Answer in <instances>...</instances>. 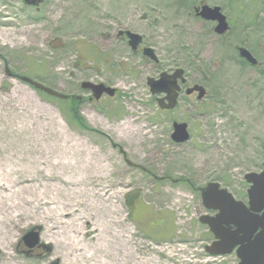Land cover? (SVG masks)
Masks as SVG:
<instances>
[{
  "label": "rangeland",
  "instance_id": "1",
  "mask_svg": "<svg viewBox=\"0 0 264 264\" xmlns=\"http://www.w3.org/2000/svg\"><path fill=\"white\" fill-rule=\"evenodd\" d=\"M205 1L228 10L233 24L229 48L215 39L207 47L213 37L180 0H44L38 8L24 0H0V147L9 149L0 152V183L13 186L0 190V264H99L78 257L66 245V227L50 209L68 205L78 209L74 229L96 227L101 234L110 225L123 230L135 259L143 264L239 262L235 252L212 256L206 251L210 233L199 220L206 208L192 185L217 180L241 193L245 175L264 165V13L250 11L253 0ZM124 27L145 34L160 50L165 41L167 49L159 52L166 64L175 61L178 44L191 45V32L193 50L188 47L186 56L198 53L209 67L214 60L226 62L213 86L219 92L208 106L209 116L179 111L170 120H157L147 84L153 68L145 69L142 57L116 40V29ZM242 41L261 66L240 57L235 45ZM95 63H103L102 68ZM7 69L85 98L92 93L79 88L84 80L104 82L118 92L99 102H75L70 120L68 102L10 76ZM172 118L189 124V141L176 144L170 139ZM12 124L39 136L12 138L6 133ZM132 128L140 134L135 141L128 133ZM29 143L35 150L28 159L44 162L45 170L34 175L35 185L21 190L1 169L13 168L10 159L20 162L11 155ZM58 145L66 148L56 149ZM66 151L75 155L70 159ZM26 168L32 170V165ZM61 178L75 186H63ZM92 187L102 196L89 195ZM132 193L136 197H128ZM44 196L54 204H41ZM135 200L137 209L131 202ZM34 226L42 227L40 241L52 246L50 252H31L21 241ZM119 249L114 244L103 264H115Z\"/></svg>",
  "mask_w": 264,
  "mask_h": 264
},
{
  "label": "flooded vegetation",
  "instance_id": "2",
  "mask_svg": "<svg viewBox=\"0 0 264 264\" xmlns=\"http://www.w3.org/2000/svg\"><path fill=\"white\" fill-rule=\"evenodd\" d=\"M180 1L183 2L184 4L189 5V10H188L189 16L192 17V19L194 17L195 20L200 22L199 24H201L202 26L205 25V32L210 34L211 37H213L207 43V45H206L207 47L213 46V44H212L213 39H215L218 46H220L222 48H229V46L233 43L231 40L232 37L230 36V32L233 28V24H232V20L229 16L228 10L225 7L218 5L221 7V11L227 17V21L229 23L228 31L225 34L221 35V34L216 33V31H215V27L218 24L217 21L206 20V19L198 16V13L201 10V7L207 3L205 0H180ZM253 1L255 2V4L253 7H250V11H257L258 15L260 16L261 13H264V11L262 12L260 10V8L262 6H264V0H263L262 4H261L262 1H260V0H253ZM207 4H209V3H207ZM209 5H211V4H209ZM211 6H216V5H211ZM240 9H242V7ZM147 17L148 16L146 14V18ZM192 25H193V21H192ZM251 27H255V25L251 24ZM191 30L193 31V28ZM127 31L138 33L143 37V40L139 44V46H137V49H133V46L130 43V37H129ZM109 37L112 38V36H110V35H109ZM115 38L120 43L128 46L132 55L142 57L143 67L145 69H147L146 66H152V68H153L152 72L153 73H151V76L147 77V84L149 86L152 101L156 104V107H157L155 110L157 120H158V118H160V121H163V120H165L166 117L170 120V117H173L174 114H176L179 111H185L188 114L193 115V117L194 116H209L210 113H212V110L208 106L209 105L211 106V104H212L211 101L214 100V96L219 92V90H218L219 88L217 87V89L214 90L213 86H215V85L217 86V82H219V79H218L219 74L218 73L220 71L222 72L226 62L222 61V60L221 61L220 60H214L212 62L213 65H211L209 67L208 64L204 63L203 60L200 59L201 55L198 53L193 54V52L189 51L188 56H186L185 55L186 51L190 49L188 47H191V50H193V32H191V45L186 46V44H178L176 49L179 51V53L174 55L175 61H168L167 60L168 62H170V64H166L165 63L166 60L164 58H161L162 55L160 54V52L162 50L167 49V48H164L165 44H166L165 41L160 42L163 44L162 50H160L159 48H157L156 45H153V44H150L147 42L145 34L137 32V31L132 30V29L127 28V27L116 29ZM241 47L247 48L253 54V56H255V54H254L255 51L246 44V41H242L240 44L235 45V48H236L237 52L239 53V55H240V48ZM259 47L263 50V47H261V46H259ZM146 48L153 49L157 59L153 58L152 56L145 54L144 50ZM182 54H183V59L181 58ZM242 59L244 60V62H246V64H249V62L245 58H242ZM101 64H103V63H101ZM101 64L95 63L94 66L96 69H100V68H102ZM249 65H251V63ZM252 66H254V65H252ZM257 66H261L260 61H258V65H256L255 67H257ZM178 70H182V73H181V77H179L177 79V86L178 87L175 88V91L177 92V99H176L174 107H168L171 104V98H170L169 93L167 91L161 92V93H153L151 85L149 84V79L152 78L156 81V80H159L161 78L162 74L165 73L169 76H172V75H175V73ZM96 83H99V82H96ZM79 88L82 90L91 92V90L84 88L82 83L79 84ZM117 92H118V89H117ZM117 92H116V94H117ZM67 94H68V97L64 100L70 101V103H72V104L75 103L76 101L81 103V102L87 101V99L91 100V101L94 100L92 98V95L89 98H85V97H83L81 95H77L75 93H67ZM105 96H107V95H105ZM96 102H99V101H96ZM171 122H172V133H171L170 139L173 142H175L176 144H183V143H178V142L174 141V139H173V133L175 131V123H182V122L176 120L175 118H172ZM183 122H185V121H183ZM188 126H189V124H188ZM188 130H190V127L188 128ZM190 133H191V130H190ZM194 134L195 133L193 132V137H194ZM191 138H192V133H191ZM263 169H264V165L260 171H250V172L261 173L263 171ZM166 179H167V177H166ZM170 180L174 181V182L178 181V179H172V178H170ZM215 181H217V180H215ZM206 185H204V186L192 185L193 190L196 193H198L201 197L202 208H207L204 205L203 200H202V188L205 187ZM250 186H251V184L247 183V181L245 179L244 190L240 193V192L230 190L228 187L224 186L221 183V187L222 188H224V187L228 188L237 202L239 201V202H242L246 205V206H244L242 204H237L235 206H232V208H247L249 210L248 215H250V217L254 218L255 224L252 227L253 232H252L251 237H250V240L254 241L257 239L260 240L261 235H264V206L259 204L255 208H251L249 193H248ZM137 199H139V198H137ZM131 202L133 204V208H136V209L139 208L137 205V203H138L137 200L131 201ZM217 203H218L217 201H214L212 204L217 205ZM218 213H219V210L206 209L205 214L215 217ZM261 224H263V225H261ZM207 228H208L209 233H210V238H209L210 242L209 243H213L216 240V237H215L214 233L211 232V230L208 226H207ZM237 228L238 227L234 224H232L231 227L226 226V229H230L231 232H234L235 230H237ZM240 236L244 237L245 234L243 232H241ZM247 243H248V241H245V244H247ZM39 249H45V248H44V246H38V247H35L34 249H32L31 252H34V251L39 250ZM235 253L237 255V252H235ZM237 257H238V255H237Z\"/></svg>",
  "mask_w": 264,
  "mask_h": 264
},
{
  "label": "water",
  "instance_id": "3",
  "mask_svg": "<svg viewBox=\"0 0 264 264\" xmlns=\"http://www.w3.org/2000/svg\"><path fill=\"white\" fill-rule=\"evenodd\" d=\"M43 1L44 0H24L27 5L31 6H39ZM198 16L206 20L217 21L218 24L215 27V31L218 34H225L229 29L227 17L222 13L220 6L205 4L201 7ZM127 33L130 37V43L133 49H137L143 37L131 31H127ZM144 53L157 59L151 48H146ZM240 56L253 65H257L258 63L257 58L245 47L240 48ZM7 71L9 75H12V72L8 69ZM181 73L182 70H178L175 75L172 76L164 73L161 78L156 81L152 78L149 79V84L151 85L153 93L165 91L169 93L171 104L168 107L175 106L177 99L175 88L178 87L177 79L181 77ZM20 78L48 94L61 98L67 97V95L57 92L29 77L20 76ZM82 85L86 89H91L97 100H99L104 93L113 96L116 92L115 88L107 86L104 83L84 81ZM190 137V131L188 130V124L186 122L175 123V131L173 133L174 141L184 143L188 141ZM245 178L251 183V187L248 191L251 208H255L259 204L264 206V169L261 173L249 172L246 174ZM202 200L207 209L219 210V213L215 217L203 215L200 218L201 222L208 225L216 237V241L206 246L207 252L213 256H219L231 254L236 249L239 258L237 264H264V235H261L260 240L251 241L250 237L253 232L252 227L255 224L254 218L248 215L249 210L247 208H232V206L237 204L246 205L242 202H237L227 189L220 188V183L218 182H210L207 186L202 188ZM214 201L218 202L217 205L212 204ZM232 224L238 227L234 232H231L230 229H226V226L231 227ZM41 231V226H34L24 234L22 240L30 249H33L37 245H44L45 247L47 246L50 252L52 246L40 241ZM241 232L245 234L244 237L240 236ZM245 241H248V243L245 244ZM56 264H58V262H56Z\"/></svg>",
  "mask_w": 264,
  "mask_h": 264
},
{
  "label": "bare ground",
  "instance_id": "4",
  "mask_svg": "<svg viewBox=\"0 0 264 264\" xmlns=\"http://www.w3.org/2000/svg\"><path fill=\"white\" fill-rule=\"evenodd\" d=\"M11 119L13 123H15V118L11 116ZM12 124V127L8 129L6 133L12 138L14 137H25V138H33L39 136L36 131H28L24 128L20 129L19 126ZM129 137L131 141H135L139 138V130H134L132 128V131L129 132ZM30 147L26 148H21L18 150V152L13 156L19 157L20 162L16 159H10L11 163L9 166H13L11 170H5L1 169V175H5L10 178V182L12 179L14 180V186L19 187L21 190L26 189L28 187H32L35 185L36 179H34V175L43 172L45 169L43 168L45 163L44 162H32L28 159L27 154H32L34 152V148L31 143H29ZM61 148H66V146L58 145L56 149L63 150ZM12 149V148H11ZM10 149V150H11ZM34 149V150H33ZM6 151L7 153L9 152V149L6 147H0V152ZM39 151V149H38ZM37 151V152H38ZM67 152V151H66ZM68 157L71 159L75 154L72 152H67ZM67 157V156H65ZM67 157V158H68ZM68 160V159H67ZM31 164L32 165V170H29L26 168V165ZM72 165V164H71ZM73 166V165H72ZM22 167V168H20ZM68 169L69 167L66 166ZM76 172H74L75 175ZM77 174V173H76ZM60 182L62 183L63 186L66 187H71L75 186L74 183L69 182L68 179L63 180L61 178ZM13 189V186L11 185H6L5 183H0V190L2 191H11ZM70 191V190H67ZM89 191V195L92 197H101L102 195L100 192H96L95 189L92 187ZM104 196V194H103ZM49 197H41L40 203L43 204L44 206H51L54 203L52 201H48ZM52 211H55L57 213V217L59 221H61V224L66 227L67 230V235H68V241L66 245L74 252H78V257L86 256L87 260H94L97 261L96 263H101L103 264V260L110 258L108 255L109 249L113 248V245L117 244L119 245L120 249L118 250L119 253L116 257L113 258V261L115 264H129L131 261H136L137 264H143L145 261L135 259V253H133V246L131 245V239L129 235H124L123 230H113L110 228V225L107 226V229H105L101 234H96L95 231H99L98 228L94 227L89 229L88 227H80V229H74V224L75 222L78 221L77 218V210L76 206H70L68 205L67 207L64 208H54L50 209ZM109 238V239H108ZM112 239V240H111ZM95 240L101 245V249L99 247L95 246ZM93 251V254H88V252ZM103 257V259H101Z\"/></svg>",
  "mask_w": 264,
  "mask_h": 264
},
{
  "label": "trees",
  "instance_id": "5",
  "mask_svg": "<svg viewBox=\"0 0 264 264\" xmlns=\"http://www.w3.org/2000/svg\"><path fill=\"white\" fill-rule=\"evenodd\" d=\"M69 110H66L65 113H66V116L68 117V119L72 120V116L74 115L73 112L76 111L75 108L72 106H70V108H68ZM84 124V121L83 123ZM85 128H88L86 125H84Z\"/></svg>",
  "mask_w": 264,
  "mask_h": 264
}]
</instances>
